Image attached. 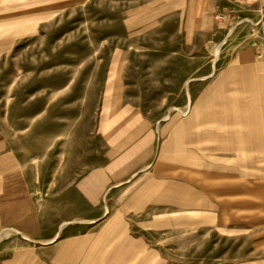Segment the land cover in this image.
<instances>
[{"label":"rangeland","instance_id":"rangeland-1","mask_svg":"<svg viewBox=\"0 0 264 264\" xmlns=\"http://www.w3.org/2000/svg\"><path fill=\"white\" fill-rule=\"evenodd\" d=\"M232 4L0 0V264H264V11Z\"/></svg>","mask_w":264,"mask_h":264},{"label":"crops","instance_id":"crops-1","mask_svg":"<svg viewBox=\"0 0 264 264\" xmlns=\"http://www.w3.org/2000/svg\"><path fill=\"white\" fill-rule=\"evenodd\" d=\"M233 1V4L230 5V7H223V9L225 11H227L229 14H222V15H218L217 17L221 20H228L230 21L231 18H234L235 17V14H239L241 12H244L245 14L247 15H253L255 13H261L264 11V0H232ZM258 61H260V63L262 64L263 66V70H264V58L262 59H259ZM201 79H204V77H201ZM194 80V78H190L186 81H188V83L190 81ZM185 81V82H186ZM188 83H187V86H188ZM186 86V85H185ZM186 86V87H187ZM188 97H189V93H188ZM169 120V119H168ZM157 133H160V132H157ZM148 167L145 166L141 169V171H144L146 168ZM137 173H133L131 175V177H134ZM81 222V221H80ZM68 222L67 221H64V222H61L59 225H58V229L54 235V237L48 241H43L41 242L42 244H48V243H52L53 241H55L57 239V237L59 236L62 228L67 224ZM63 226V227H62ZM236 228V227H235ZM25 238L26 235H23ZM28 239V238H27Z\"/></svg>","mask_w":264,"mask_h":264},{"label":"bare ground","instance_id":"bare-ground-1","mask_svg":"<svg viewBox=\"0 0 264 264\" xmlns=\"http://www.w3.org/2000/svg\"><path fill=\"white\" fill-rule=\"evenodd\" d=\"M230 31V30H229ZM216 48H217V46H216ZM221 48V47H220ZM217 50V49H216ZM218 51V50H217ZM215 53V52H214ZM216 55H217V52L215 53ZM216 57V56H215ZM214 59V58H213ZM216 63V62H215ZM213 67V66H212ZM187 83H188V81H186L185 82V85L187 86ZM187 97H188V93H187ZM63 227V226H62ZM4 233V232H3Z\"/></svg>","mask_w":264,"mask_h":264},{"label":"built area","instance_id":"built-area-1","mask_svg":"<svg viewBox=\"0 0 264 264\" xmlns=\"http://www.w3.org/2000/svg\"><path fill=\"white\" fill-rule=\"evenodd\" d=\"M263 54H264V51L260 52V53L258 54V56L260 57V56H262Z\"/></svg>","mask_w":264,"mask_h":264}]
</instances>
